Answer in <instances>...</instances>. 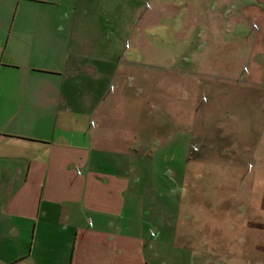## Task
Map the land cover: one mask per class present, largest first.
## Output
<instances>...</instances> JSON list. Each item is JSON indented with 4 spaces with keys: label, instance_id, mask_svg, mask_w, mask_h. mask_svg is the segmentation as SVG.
<instances>
[{
    "label": "rangeland",
    "instance_id": "1",
    "mask_svg": "<svg viewBox=\"0 0 264 264\" xmlns=\"http://www.w3.org/2000/svg\"><path fill=\"white\" fill-rule=\"evenodd\" d=\"M95 3L76 15L116 63L84 95L114 105L110 159L151 184L149 263L264 264V0Z\"/></svg>",
    "mask_w": 264,
    "mask_h": 264
},
{
    "label": "crops",
    "instance_id": "2",
    "mask_svg": "<svg viewBox=\"0 0 264 264\" xmlns=\"http://www.w3.org/2000/svg\"><path fill=\"white\" fill-rule=\"evenodd\" d=\"M95 1L0 0V264H150L151 184L110 159L114 105L84 95L116 63L76 15Z\"/></svg>",
    "mask_w": 264,
    "mask_h": 264
}]
</instances>
